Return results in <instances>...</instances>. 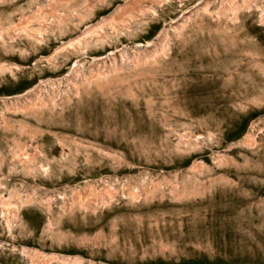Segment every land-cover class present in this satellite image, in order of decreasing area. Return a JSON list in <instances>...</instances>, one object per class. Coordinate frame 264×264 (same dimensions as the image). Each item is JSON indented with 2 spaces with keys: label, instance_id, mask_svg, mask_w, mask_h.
<instances>
[{
  "label": "rangeland",
  "instance_id": "rangeland-1",
  "mask_svg": "<svg viewBox=\"0 0 264 264\" xmlns=\"http://www.w3.org/2000/svg\"><path fill=\"white\" fill-rule=\"evenodd\" d=\"M0 264H264V0H0Z\"/></svg>",
  "mask_w": 264,
  "mask_h": 264
},
{
  "label": "bare ground",
  "instance_id": "bare-ground-1",
  "mask_svg": "<svg viewBox=\"0 0 264 264\" xmlns=\"http://www.w3.org/2000/svg\"><path fill=\"white\" fill-rule=\"evenodd\" d=\"M87 33V32H86ZM88 33H89V31H88ZM164 37L166 38V36L164 35ZM69 44V43H68ZM67 44V45H68ZM8 211V210H7ZM35 254L33 255V260H35L37 263H39L40 261H42V262H48L49 260H47V259H45L44 258V256L43 255H37V253L36 252H34Z\"/></svg>",
  "mask_w": 264,
  "mask_h": 264
}]
</instances>
